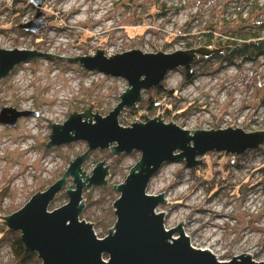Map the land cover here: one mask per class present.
Instances as JSON below:
<instances>
[{
	"label": "rangeland",
	"instance_id": "1",
	"mask_svg": "<svg viewBox=\"0 0 264 264\" xmlns=\"http://www.w3.org/2000/svg\"><path fill=\"white\" fill-rule=\"evenodd\" d=\"M222 1L40 0L37 5L31 0H0V48L41 52L0 77V107L28 112L13 126L0 123V216L19 210L33 193L60 179L69 161L87 150L82 139L46 145L50 124H61L69 113H81L89 103L91 113L97 110L105 116L128 88L123 77L86 69L77 58L65 57L93 55L96 48L103 49L106 57L131 49L184 50L187 42L196 39L192 34ZM161 3L163 10L168 9L164 16L157 12ZM31 21L36 23L33 30L19 27ZM187 29L192 33H181ZM43 52L62 57H48ZM182 67L167 71L159 84L171 90L172 96L161 104L173 103L168 114L160 105L146 108L148 100L157 97L152 87L141 89L140 99L119 112L117 123L130 126L136 119L144 122L140 113L145 111L148 119L160 112L163 123L171 121L190 132L228 126L245 132L264 130V57L230 64L196 57L188 65L196 72L189 82ZM108 147L88 149L80 164L85 175H90L102 159L103 166L108 164L105 184L81 190L83 206L78 219L91 223L98 238L114 226L112 202L119 192L112 185L122 183L140 157L138 150L116 154ZM225 155L222 151L207 152L198 156L201 163L196 167L186 166L184 159L166 161L145 191L151 195L163 191L165 201L155 212L163 211L165 229L182 220L181 229L193 248L208 249L220 261L248 253L253 260L264 262V142L237 155L236 164ZM225 163H230L229 172L223 170ZM210 176L221 185L217 192L210 188ZM68 186L74 189L71 175L65 177L47 210L68 201ZM3 221L0 217V264H19L11 247L19 232L9 230Z\"/></svg>",
	"mask_w": 264,
	"mask_h": 264
},
{
	"label": "water",
	"instance_id": "2",
	"mask_svg": "<svg viewBox=\"0 0 264 264\" xmlns=\"http://www.w3.org/2000/svg\"><path fill=\"white\" fill-rule=\"evenodd\" d=\"M31 1L37 5L40 2ZM35 25L31 21L22 27L33 30ZM216 51L205 47L170 53L131 49L106 57L103 49L96 48L93 55L65 57L69 60L77 58L86 69L123 77L128 88L118 96L119 102L105 116L97 114V110L91 113L89 109L92 104L89 103L83 112L74 110L69 113L61 124H50L51 132L46 145L82 139L88 148L69 161L60 179L44 191L33 193L19 210L0 216L9 230L19 232L25 251L35 252L40 264H264L253 260L248 253L220 261L208 249L193 248L181 229L182 220L176 226L165 229L163 211L155 212L157 205L165 201L163 191L157 195L145 191L162 163L184 159L186 166L196 167L201 163L198 156L210 151L239 155L263 143L264 130L245 132L239 127L228 126L225 129H195L190 132L171 121L163 123L159 119L160 112L158 116L148 119L145 111L140 113L145 118L144 122L136 119L130 122V126L117 123L119 112L140 99L141 89L157 87L170 69L188 66L198 55L208 56ZM39 53L35 49L0 48V77L5 76L17 63ZM42 54L52 58L62 57L45 52ZM27 114V111L0 107V123L13 126L19 117ZM113 142L115 144L108 147ZM107 147L116 154L138 150L140 157L124 181L112 185L119 192L118 198L112 202L116 217L114 226L107 228L106 236L98 238L91 223L78 219L83 206L81 190L84 186L87 189L92 184H105L108 164L103 166L104 159L97 162L90 175H85L84 169L80 170V164L88 149ZM68 175L72 176L74 183V189L69 185L65 190L68 201L58 208L47 210ZM174 233L178 237H173Z\"/></svg>",
	"mask_w": 264,
	"mask_h": 264
},
{
	"label": "trees",
	"instance_id": "3",
	"mask_svg": "<svg viewBox=\"0 0 264 264\" xmlns=\"http://www.w3.org/2000/svg\"><path fill=\"white\" fill-rule=\"evenodd\" d=\"M131 7H133V5H131ZM246 7L249 9L245 10ZM213 9L209 18L192 34L196 39L194 42H187L186 49L197 47L217 49L218 51L209 54L208 57L199 55L197 58L199 60L216 58L220 63L225 62L229 64L236 60L240 63L255 62L260 57H264V0H223L215 5ZM167 11L168 9L163 10L162 3L157 5L159 16H164ZM18 12L16 11L15 14H18ZM49 18L51 19L53 16L49 15ZM196 19L197 16H195V20ZM7 25L9 26L10 24ZM22 26L23 25H19L22 30H25ZM9 29H11V27H9ZM181 33L189 34L192 32L190 29H187ZM182 68L185 81H191L196 72L192 67L184 66ZM154 89H156L157 97L148 100L147 109L155 108L159 105L161 106L162 100L172 96L170 93L171 90H166L161 85H158ZM161 107L164 113L168 114L171 108H174V105L170 102ZM228 155L233 158L232 160L234 161L232 163L236 164V160L239 159V156L235 154H227L225 156L228 157ZM229 167L230 163H225L223 170L229 172ZM211 176L210 180L208 179V181L212 183L210 188L212 191L217 192L221 185L217 182L214 183L213 177ZM11 247L19 264L26 262L40 264V260L35 252L25 251L19 239V235L13 239Z\"/></svg>",
	"mask_w": 264,
	"mask_h": 264
}]
</instances>
